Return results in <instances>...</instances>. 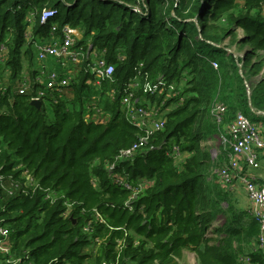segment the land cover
Masks as SVG:
<instances>
[{
	"label": "trees",
	"instance_id": "obj_1",
	"mask_svg": "<svg viewBox=\"0 0 264 264\" xmlns=\"http://www.w3.org/2000/svg\"><path fill=\"white\" fill-rule=\"evenodd\" d=\"M45 7L57 14L41 23ZM53 24L59 35L66 24L80 28L78 45H93L115 72L90 84L81 70L37 107L35 43L51 37ZM227 37L249 46L244 58ZM2 45L0 79L8 72L9 82L0 92V218L13 242L0 264H184L187 251L197 264H264L260 222L215 171L227 151L198 154L239 112L264 135V0H0ZM26 73L33 86L19 94ZM159 78L179 94L146 91ZM132 82L141 102L167 98L162 108L170 109L153 147L116 159L142 133L123 105ZM215 101L227 107L221 123L210 112ZM27 174L34 185H25ZM12 181L19 186L10 193ZM219 215L224 222L209 236Z\"/></svg>",
	"mask_w": 264,
	"mask_h": 264
},
{
	"label": "built area",
	"instance_id": "obj_2",
	"mask_svg": "<svg viewBox=\"0 0 264 264\" xmlns=\"http://www.w3.org/2000/svg\"><path fill=\"white\" fill-rule=\"evenodd\" d=\"M134 10L138 13L143 12V8L136 6ZM57 14V9L52 7H45L41 12V23L48 22ZM59 26L53 24L51 27V37L41 42H36V60L38 63L37 74L35 76L36 82L41 84L32 94L31 100H44L50 90L61 88L71 83L76 74L83 70L90 73L95 83L99 84L105 80H112L115 72V65L108 63L102 52H99L93 45L87 44L78 45V40L83 37V31L78 27H73L70 24L64 25L57 34ZM7 48L2 45L0 50V60L7 54ZM47 60H55L56 65L61 69H49ZM212 64L217 68V62ZM7 82L0 79V92L7 87ZM137 82H132L125 89V96L123 98V105L125 107L127 118L142 130L138 141L131 147L126 148L120 152L116 159L131 158L137 151L146 147H153L150 144V139L154 133L161 131L165 127L166 111L170 108L163 109V105L167 98L160 104L151 105L141 102L138 97H135ZM33 85L30 81V76L24 74L22 80H18L15 84L19 94H26ZM168 87V89H167ZM171 89H170V88ZM160 88L176 92L179 91L171 84L166 86V81L159 78L157 84L146 87V91L158 92ZM227 107L223 102L215 101L211 108V115L218 123L223 121ZM221 145L227 151V162L216 169L219 181L222 186L228 190H232L233 181L239 177L244 185L245 192L251 202V214L261 224V234L259 236V248L264 254V179L249 175L245 169L246 166L250 168L260 167V155L264 154V135L260 124L253 122L248 116L239 112L235 119L231 121L219 136ZM174 153L180 157L179 148L174 147ZM215 156V155H214ZM109 171L115 170V164L109 166ZM2 175H0V179ZM27 186L34 185L35 180L31 174H27ZM118 182L124 183L127 187L132 188L129 183L124 182V178L120 175L116 176ZM19 182L12 181L9 187L10 193L16 190ZM144 186L133 188L134 195L142 191ZM48 197H50L48 195ZM69 208L71 204H68ZM69 212V209H68ZM3 219L0 218V252L4 255H9L12 249L11 230L8 226L3 225ZM90 228V224L86 226V230ZM9 264H21L22 259H8ZM58 264V263H56ZM63 264V263H61Z\"/></svg>",
	"mask_w": 264,
	"mask_h": 264
},
{
	"label": "rangeland",
	"instance_id": "obj_3",
	"mask_svg": "<svg viewBox=\"0 0 264 264\" xmlns=\"http://www.w3.org/2000/svg\"><path fill=\"white\" fill-rule=\"evenodd\" d=\"M238 36L240 38L243 37V30L242 29H239L238 30ZM224 42H225V44H227L230 47V50L237 51V54L241 55L244 58L245 51L248 49L249 46L244 45V47L238 49V45L235 42H233V39L231 37H227ZM46 64H47V66H49V69L50 70L51 69H57V70H60L61 69L60 66H56V65L51 64V62L49 60H47ZM37 67H38V63H37L36 68ZM26 74H28V73H26ZM258 78H260V76ZM3 80H4L5 83L6 82H9V73L8 72L3 75ZM94 81L95 80H93V78H90V80H89L90 84H94ZM171 85H173L175 87V85L173 83ZM167 89H168V87H167ZM169 92L172 93V91H169ZM163 100L164 99H162V101ZM160 103L157 102V101H154V102H151L150 104L151 105H155V104H160ZM208 112H209V107H206V109L204 110V113L206 114ZM221 146L222 145H221V142H220L219 139H214V140H210V139L207 140L206 139V140H202V142H200V145H199V149L200 150H198V154L201 156V149L202 150L205 149V150L210 151L212 153L213 158H216L220 154V150H221L220 148H222ZM182 157H184V156H182ZM178 159H180V157ZM206 170H207V166H206V164H203V171H204V173L206 172ZM231 191H232V194L234 195V199H237L236 198V190H235V188L233 190H231ZM236 203H237V206L238 207H243L244 204H245V202H244L243 199H241V200L237 199L236 200ZM223 222H224L223 215H219L215 219V221L213 222V224H212V227L210 229L209 236H215L214 233L211 230H213L216 226H221L223 224ZM182 263H184V264H197V256H196V254L194 252H192V251L185 252V256L182 259Z\"/></svg>",
	"mask_w": 264,
	"mask_h": 264
},
{
	"label": "crops",
	"instance_id": "obj_4",
	"mask_svg": "<svg viewBox=\"0 0 264 264\" xmlns=\"http://www.w3.org/2000/svg\"><path fill=\"white\" fill-rule=\"evenodd\" d=\"M49 61L51 62V64L56 65V61H55V60H49ZM36 66H37V65H36ZM56 66H57V65H56ZM219 136H220V135H219ZM219 136H218L217 139H219ZM207 140H209V139H207ZM210 140H212V139H210ZM221 147H222V148H220V149H221V150H220V153H222V149L224 150V146L222 145ZM227 157H228V156H227ZM260 159H261V160H260V167H259V168L254 169V168H250V167L246 166V169H245V171H246L249 175L258 178V180H260V179H264V154H261V155H260ZM226 161H227V160H225V163H226ZM225 163H224V164H225ZM221 166H222V165H221ZM234 188H235V190H236V198L239 199V200L243 199L244 202H245L243 208H245L246 210H249V209L251 208V202H250V200H249V198H248V196H247V194H246V192H245L244 185H243V183L240 181L239 177H236V178L234 179V181H233V189H234ZM233 189H232V190H233ZM242 197H243V198H242Z\"/></svg>",
	"mask_w": 264,
	"mask_h": 264
},
{
	"label": "water",
	"instance_id": "obj_5",
	"mask_svg": "<svg viewBox=\"0 0 264 264\" xmlns=\"http://www.w3.org/2000/svg\"><path fill=\"white\" fill-rule=\"evenodd\" d=\"M42 103H43L42 100H32V104L37 107H41Z\"/></svg>",
	"mask_w": 264,
	"mask_h": 264
}]
</instances>
